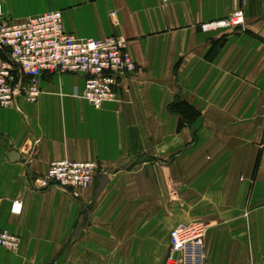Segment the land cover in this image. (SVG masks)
<instances>
[{"label": "crops", "instance_id": "0c3cea01", "mask_svg": "<svg viewBox=\"0 0 264 264\" xmlns=\"http://www.w3.org/2000/svg\"><path fill=\"white\" fill-rule=\"evenodd\" d=\"M0 4V20L61 10L77 37L123 35L137 63L99 109L67 72L0 107V228L21 239L0 264H164L171 229L196 221L205 264H264V0ZM241 7L244 28L201 29ZM59 159L95 161L109 181L38 189Z\"/></svg>", "mask_w": 264, "mask_h": 264}, {"label": "built area", "instance_id": "2783aa9c", "mask_svg": "<svg viewBox=\"0 0 264 264\" xmlns=\"http://www.w3.org/2000/svg\"><path fill=\"white\" fill-rule=\"evenodd\" d=\"M0 4V14L2 15ZM206 32H227L244 28L245 12L238 8L228 16L201 23ZM0 107L16 104L20 97L36 102L45 74L79 73L85 77L83 97L99 109L117 98L119 79L135 72L137 63L129 51L128 39L111 34L103 38H80L63 26L61 10L45 12L20 21L0 20ZM76 95H79L76 91ZM38 143L39 140L36 139ZM97 162L59 159L50 163L46 175L35 180L43 189L57 184L71 191L90 186L100 172ZM23 201L12 203L21 213ZM207 226L202 221L180 224L170 231V247L164 264H205ZM20 236L0 228V246L16 249Z\"/></svg>", "mask_w": 264, "mask_h": 264}, {"label": "water", "instance_id": "95a60500", "mask_svg": "<svg viewBox=\"0 0 264 264\" xmlns=\"http://www.w3.org/2000/svg\"><path fill=\"white\" fill-rule=\"evenodd\" d=\"M18 156L19 155H18L17 152H15V151L11 152V158L12 159H16V158H18ZM97 180H98V183H99L98 189H97V193L99 194L102 191V189L105 187L107 182L109 181V176H108L107 173H102V174L97 176Z\"/></svg>", "mask_w": 264, "mask_h": 264}]
</instances>
